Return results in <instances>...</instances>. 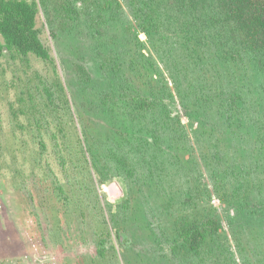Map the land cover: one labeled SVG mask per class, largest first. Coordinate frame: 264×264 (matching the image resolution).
<instances>
[{
	"label": "rangeland",
	"instance_id": "374dc122",
	"mask_svg": "<svg viewBox=\"0 0 264 264\" xmlns=\"http://www.w3.org/2000/svg\"><path fill=\"white\" fill-rule=\"evenodd\" d=\"M119 1L122 6L116 8L115 19L110 21L111 15L107 17L109 36L111 39L115 37L117 45L98 54L93 50L94 45L84 27L88 13L85 9L92 7L93 0H67L79 7L75 20L80 22L84 32L83 45H79L85 48L80 60L84 61L91 75L93 60L99 58L110 62L120 56L126 61V64L120 62V65L125 64V69L128 61L138 60L141 54H145L150 62L153 59L159 61L148 36L141 32L126 3ZM36 2L41 39L52 50L84 148L103 149L105 140L102 138H113L116 127L107 123L105 116L99 115L100 103L96 102L91 110L86 108L91 114L90 117L89 113L86 114L90 136L84 142L81 132L83 116L79 112L84 95L78 84L79 68L70 53L74 44L58 11L60 0ZM66 13L72 15L75 11ZM186 51V59L182 54L174 53L182 64L185 60L186 63L199 60L200 53ZM198 62L200 65L195 70L204 67L202 71L206 73L209 67L205 56ZM178 68L180 73L185 70L179 65ZM162 70L175 90L172 69L169 72L165 68ZM186 71H189L191 81L198 78L191 73L192 70ZM236 75L235 89L241 90L245 99L244 117L254 124L259 121L264 124V78L251 64L238 66ZM207 79L212 80L210 74ZM57 80L51 62L36 57L14 58L7 51L0 56V264H126L125 254L117 245L109 221L112 238L107 236V248L115 245L116 250L108 251L104 260H92V257L99 235L106 236L104 219L108 220L111 214L108 205L111 204L113 214L118 215L121 211L117 207L127 199L130 201L125 212L127 219L119 223V230L122 241H130L139 256L132 261L133 264H264V162L257 165L254 162L260 160L255 138L251 140L249 135L240 139L242 136L239 135L230 139L224 123L215 115L209 121L204 117L197 120L195 100L188 109V113L193 114V119H189L177 98L176 108L172 107L170 111L173 116L182 118L187 131L183 141L186 147L177 152L174 146H162L158 152L164 154H157L158 164L152 167V174L157 176L155 180L149 176L148 156L142 159L145 161L136 158V169H130L129 163L119 169L112 162L107 163L103 153L102 165L112 179L108 183L101 180L98 183L95 171L92 169L90 173L84 163L64 170L53 151L49 135L55 132L59 120L67 126L72 154L82 162L76 130L61 97L56 100L59 106L56 113L46 106L44 100L43 86L47 83L54 89ZM34 96L36 100L32 105L30 101ZM41 140L47 146L45 150L41 148ZM126 146L129 148L131 144ZM153 149L157 151L156 147ZM176 154H180L179 157ZM235 189L238 196L233 195ZM239 198L250 203L251 208L237 214ZM181 202L187 206L185 203L180 205ZM190 207L200 215L211 207L216 210L223 221L224 236L220 249L211 242V251L207 249L200 257L186 259L182 254L176 256L172 252L170 240L163 239L161 231H171L175 219L181 217L184 208L189 210ZM30 220L34 221V227L29 230L27 223ZM32 236L35 239L32 240ZM34 240L38 242L35 251L32 247ZM133 250L126 257L135 259L137 254Z\"/></svg>",
	"mask_w": 264,
	"mask_h": 264
},
{
	"label": "trees",
	"instance_id": "16d2710c",
	"mask_svg": "<svg viewBox=\"0 0 264 264\" xmlns=\"http://www.w3.org/2000/svg\"><path fill=\"white\" fill-rule=\"evenodd\" d=\"M123 1L137 20L141 32L148 36L153 50L159 56V61L153 59L150 62L145 54H141L138 60L128 61V68L125 69L126 61L120 56H116V60L110 62L105 58L101 60L99 58L93 60L92 75L88 72L84 61L80 60L85 48L79 45L80 43L83 45L84 32L81 30L80 22L75 20L78 18L76 8L79 7L67 0H60L58 5L61 21L63 25H67L68 34L74 44L70 53L79 68L78 84L84 95V102L79 106V112L83 116L81 132L84 142L90 136L86 114L96 102L100 103V107L97 108L99 115L105 116L107 123L116 127L113 138L110 136L102 138L105 140L103 149L92 146H86L85 149L80 138L81 133L73 119V110L66 88L52 58V50L41 39L42 32L37 25L39 9L36 0H0V56L7 51L14 58L15 56L25 59L36 57L43 62H51L54 66V74L58 79L55 83L56 87L53 89L47 83L43 86L44 100L46 106L56 113L59 108L56 100H60L61 97L64 108L67 107L66 110L72 118L82 158L81 162L72 154L69 138L66 135L67 126L58 120L55 132L49 137L61 167L67 170L68 167L76 168L84 163L90 173L92 169L95 171L98 183H108L112 178L102 165L103 153L106 154L107 163L112 162L119 169L129 166L127 163L130 164V169H136V158L137 161H145L142 159L148 156L146 162L150 163L149 176L151 175L155 180L157 176L152 174V167L158 162L157 154H164L158 152L162 150V146L166 144L174 146L177 152L186 147L183 141L187 137V131L182 118L179 115L173 116V112L170 111L172 107L176 108L177 98L185 108V115L189 119H193V114L188 113V109H191V103L195 100L198 107L194 111L197 120L203 117L208 120L215 115L224 123L225 132L229 134L230 139L234 140L239 135L242 136L240 139L249 135L251 140L255 138V147L260 160L254 162L256 165L263 163L264 124L261 121L254 124L244 117V95L241 90L235 88L238 83L236 68L240 65H253L257 74L264 78V0ZM66 2L69 3L67 8ZM121 6L119 0H93L92 7L85 9L88 11L84 25L87 28L86 35L90 37V42L94 45L93 50L98 54L100 51L112 50L111 45L113 47L117 45L115 37L111 39L109 36L107 17L111 15L110 21L115 19L118 13L116 8L120 9ZM94 8L96 11H93ZM70 10L75 13L67 14L66 11ZM55 35L53 32L54 39L58 41ZM186 50L200 53L199 60H203L205 56L209 70L206 73L202 71L204 67L195 70V67L200 65L199 60L195 63L188 61L186 63L185 60L182 64L177 55L182 54L186 59L188 54ZM120 62L125 64L120 65ZM178 65L182 70L184 68L192 70L191 73L198 78L196 80L193 78L191 81L189 71H181L183 74L177 72ZM163 68L167 72L172 69L171 76L175 90L170 87ZM208 74L211 75L212 80L207 79ZM35 100L34 96L30 103L34 105ZM90 115L89 113V117ZM112 133L113 131L110 134ZM129 143L131 147L126 148ZM40 145L42 150L47 148L44 140H41ZM154 147L157 151L153 149ZM176 155L179 157L180 154ZM224 172L229 173L227 170ZM59 190L62 191L60 187ZM235 191L236 189L232 190L233 195L238 196ZM63 199H66V196ZM129 203L127 199L117 207L121 211L118 215L113 214V206L108 205L111 214L109 213L108 220L104 219L106 236L99 235L92 260H104L108 251L116 250L115 245L107 248L108 238H112V230L115 231L117 245L125 254V256L122 254L125 263L133 264V260L139 259L130 241H122L119 230V223H124L127 219L125 212ZM183 203L185 202H181L180 205ZM184 205L187 206V203ZM192 208L190 207L189 210L184 208L185 212L175 219L171 231H161L163 239L170 240L172 252L176 256L182 254L186 259L190 256L200 257L207 249L211 251V242L220 249L224 236L223 221L217 216L216 210L212 207L208 208L203 216L196 211L194 213ZM236 208L238 214L250 209L251 205L243 198H239ZM189 212L193 213L188 214ZM252 213L251 210L250 214ZM34 221L30 220L27 223L29 230L34 227ZM108 221L112 230L108 226ZM34 242L33 251L38 244L37 241ZM29 247L32 250L31 246ZM132 250L137 254L135 259L126 257V254L130 255Z\"/></svg>",
	"mask_w": 264,
	"mask_h": 264
}]
</instances>
